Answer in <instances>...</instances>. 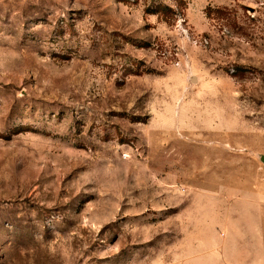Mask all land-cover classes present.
<instances>
[{
  "label": "rangeland",
  "instance_id": "1",
  "mask_svg": "<svg viewBox=\"0 0 264 264\" xmlns=\"http://www.w3.org/2000/svg\"><path fill=\"white\" fill-rule=\"evenodd\" d=\"M262 156L264 0H0V264H225Z\"/></svg>",
  "mask_w": 264,
  "mask_h": 264
},
{
  "label": "crops",
  "instance_id": "2",
  "mask_svg": "<svg viewBox=\"0 0 264 264\" xmlns=\"http://www.w3.org/2000/svg\"><path fill=\"white\" fill-rule=\"evenodd\" d=\"M254 193L255 213L252 225L254 233L251 235L249 229L246 228L243 237L245 241L239 242L236 248L223 244L220 253L225 264H264V186L257 188ZM231 252L237 255L231 256Z\"/></svg>",
  "mask_w": 264,
  "mask_h": 264
},
{
  "label": "water",
  "instance_id": "3",
  "mask_svg": "<svg viewBox=\"0 0 264 264\" xmlns=\"http://www.w3.org/2000/svg\"><path fill=\"white\" fill-rule=\"evenodd\" d=\"M261 159H262V161L264 162V156H262V158H261Z\"/></svg>",
  "mask_w": 264,
  "mask_h": 264
}]
</instances>
